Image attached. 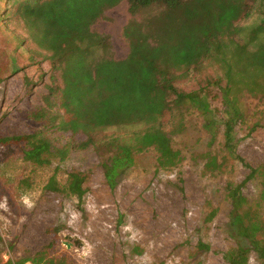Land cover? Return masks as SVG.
Here are the masks:
<instances>
[{
	"label": "rangeland",
	"instance_id": "374dc122",
	"mask_svg": "<svg viewBox=\"0 0 264 264\" xmlns=\"http://www.w3.org/2000/svg\"><path fill=\"white\" fill-rule=\"evenodd\" d=\"M130 19L122 0L90 27L107 38L115 60L128 55L124 28ZM26 21L17 3L0 0V137L42 131L60 147L69 134L43 131L44 122L30 118L34 108L44 106L50 66L46 53L28 39ZM257 22L255 16L238 24ZM187 71L174 72L175 86L197 92L209 110L186 103L165 112L162 129L178 154L172 163H161L154 146L137 149L132 126L96 134L124 135L121 146L130 159L110 178L106 173L117 146L73 148L64 160L48 156V163L38 165L25 160L19 146L0 145V264H45L51 258L65 264H228L225 252L247 247L230 226L226 185L243 183L242 194L259 203L264 220L259 176L247 178L250 168L264 163V96L233 93L239 117L237 156L230 157L223 149L222 68L211 59ZM210 160L214 166L206 165ZM70 173L84 177L80 200L64 188ZM53 176L55 190L46 188ZM246 264L262 263L249 249Z\"/></svg>",
	"mask_w": 264,
	"mask_h": 264
},
{
	"label": "trees",
	"instance_id": "16d2710c",
	"mask_svg": "<svg viewBox=\"0 0 264 264\" xmlns=\"http://www.w3.org/2000/svg\"><path fill=\"white\" fill-rule=\"evenodd\" d=\"M12 1L27 18L28 39L46 53L50 66L44 106L34 108L30 118L43 121V131L69 134L70 141L55 147L51 137L35 131L0 137V145L19 146L24 159L38 165L48 163V156L64 160L73 148L117 146L106 173L110 178L130 159L125 145L121 146L124 135L97 138L96 134L132 126L137 149L154 146L161 163H172L178 154L162 129L165 112L186 103L209 110L197 92L187 93L175 86L178 77L174 72L184 69L186 74L191 67L216 59L225 80L220 88L226 107L223 149L228 156H237L239 111L233 93L239 89L250 96H264V0H125L131 19L124 28L129 52L123 60L113 59L107 38L90 30L105 9L122 0ZM142 12L145 16L138 19ZM255 16V25L239 26ZM243 33L246 37L240 41ZM212 161L206 165L214 166ZM255 176H259L264 199V163L250 168L247 178ZM83 180L80 173H70L64 188L80 200ZM242 184L228 183L225 197L231 205L230 226L247 247L231 248L223 258L228 264H246L251 249L264 264V220L259 203H251L242 194ZM46 188L57 189L54 176ZM40 263L32 260L31 264ZM45 264L65 263L51 258Z\"/></svg>",
	"mask_w": 264,
	"mask_h": 264
},
{
	"label": "bare ground",
	"instance_id": "6f19581e",
	"mask_svg": "<svg viewBox=\"0 0 264 264\" xmlns=\"http://www.w3.org/2000/svg\"><path fill=\"white\" fill-rule=\"evenodd\" d=\"M168 200V199H167ZM96 226V225H95ZM97 228V227H96ZM99 229H100V227H99ZM101 230V229H100ZM99 231V230H98ZM103 231V230H102ZM101 232V231H100ZM104 232H105V230H104ZM103 234V233H102ZM103 241H107V239H105V240H103ZM92 260V259H91ZM92 263V262H91Z\"/></svg>",
	"mask_w": 264,
	"mask_h": 264
}]
</instances>
